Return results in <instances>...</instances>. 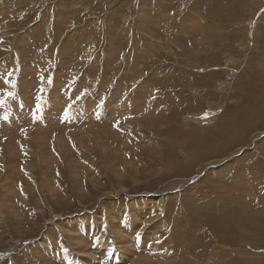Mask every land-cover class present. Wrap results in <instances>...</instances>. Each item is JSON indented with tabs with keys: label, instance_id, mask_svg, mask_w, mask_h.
Instances as JSON below:
<instances>
[{
	"label": "rangeland",
	"instance_id": "374dc122",
	"mask_svg": "<svg viewBox=\"0 0 264 264\" xmlns=\"http://www.w3.org/2000/svg\"><path fill=\"white\" fill-rule=\"evenodd\" d=\"M8 92L0 264H264V0H0Z\"/></svg>",
	"mask_w": 264,
	"mask_h": 264
},
{
	"label": "bare ground",
	"instance_id": "6f19581e",
	"mask_svg": "<svg viewBox=\"0 0 264 264\" xmlns=\"http://www.w3.org/2000/svg\"><path fill=\"white\" fill-rule=\"evenodd\" d=\"M259 75V74H258ZM256 86H257V84H256ZM256 86H254L253 88H255ZM259 87V86H258ZM257 88V87H256ZM255 92H256V90H255ZM59 93L60 94H64V92H62V91H59ZM65 95V94H64ZM59 98L56 100V102L55 103H50L48 106H47V108L48 109H50L52 112H54V111H56V110H58V108H59ZM98 107V106H97ZM98 109V108H97ZM100 110V109H99ZM259 110V109H258ZM251 111V110H250ZM250 111H249V113H250ZM254 111V110H253ZM97 112H98V110H97ZM89 113H91L89 110H87V112L85 113V115L86 116H88L89 117ZM256 113V112H255ZM100 114V113H99ZM262 114V113H261ZM260 114V115H261ZM94 115H95V113H94ZM256 115H257V113H256ZM90 116H92V115H90ZM98 116H100V115H98ZM97 115H96V117H98ZM240 116H242L243 117V122L242 123H240V124H233V125H231L232 126V128H231V132H233V133H239V134H241V132L242 133H246V134H248L246 131H248V132H250V131H252L251 130V128H249L248 127V125H250V123H252V122H256V121H254V120H252L251 119V116L248 114V113H246V114H244V115H241L240 114ZM96 117H94V118H96ZM237 120V119H236ZM184 126H185V124H184ZM183 127V126H182ZM255 127V126H254ZM184 129V128H183ZM184 132H186L187 131V134L188 133H190L189 132V129H185V130H183ZM229 131V130H228ZM179 132V134L180 133H182V132H180V131H178ZM223 132V131H222ZM232 133V134H233ZM235 133V134H236ZM227 135L228 134V132L227 133H223V134H221V135ZM182 135V137H183V133L181 134ZM184 135H186V134H184ZM230 135V134H229ZM242 135V134H241ZM234 136V135H233ZM220 137H222V136H220ZM186 138V137H185ZM223 138V137H222ZM235 139V138H234ZM238 139V138H237ZM233 140V139H232ZM231 140V141H232ZM240 140V139H239ZM161 199H162V197H161ZM144 205H147L146 203H144ZM138 210H143V211H145L146 210V208L145 209H142V208H138V209H135V211H138ZM134 211V212H135ZM253 222V223H252ZM252 224H257L256 226H259V222L258 221H255V219L254 218H252ZM132 228H131V226H129V227H127V231H129V230H131ZM77 231H79L80 230V228H77L76 229ZM127 234H128V236H131V233L130 232H127ZM156 237V238H155ZM155 237H153V238H151L150 239V242H152V243H150V245H148V246H150V247H154V248H160V243H159V240L157 239V236H155ZM160 238V237H159ZM90 241H92V239H90ZM109 251H112L111 249H108Z\"/></svg>",
	"mask_w": 264,
	"mask_h": 264
},
{
	"label": "snow or ice",
	"instance_id": "6c2138e0",
	"mask_svg": "<svg viewBox=\"0 0 264 264\" xmlns=\"http://www.w3.org/2000/svg\"><path fill=\"white\" fill-rule=\"evenodd\" d=\"M13 95H14V93H12V92L6 93L5 97L3 99H0V107H2L6 103V100L8 97H11Z\"/></svg>",
	"mask_w": 264,
	"mask_h": 264
}]
</instances>
